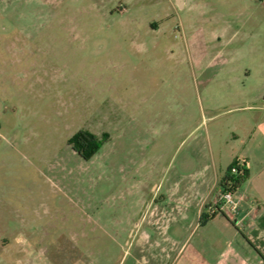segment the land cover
I'll list each match as a JSON object with an SVG mask.
<instances>
[{
    "label": "rangeland",
    "instance_id": "1",
    "mask_svg": "<svg viewBox=\"0 0 264 264\" xmlns=\"http://www.w3.org/2000/svg\"><path fill=\"white\" fill-rule=\"evenodd\" d=\"M253 99L264 0H0V250L128 264L147 228L130 206L177 185L198 199Z\"/></svg>",
    "mask_w": 264,
    "mask_h": 264
},
{
    "label": "crops",
    "instance_id": "2",
    "mask_svg": "<svg viewBox=\"0 0 264 264\" xmlns=\"http://www.w3.org/2000/svg\"><path fill=\"white\" fill-rule=\"evenodd\" d=\"M252 102L244 109L248 116L239 122L237 146L225 169L211 172L200 186L199 200L198 189L188 192L177 185L159 202L147 199L130 206L129 214L135 209L147 228L139 238L145 243L128 264H264V105ZM234 160L246 162L248 179L233 194L234 211H217L219 181ZM23 240H35L34 233L15 238ZM6 251L0 250L3 264L2 257L9 255L15 264H30L31 252L22 256Z\"/></svg>",
    "mask_w": 264,
    "mask_h": 264
},
{
    "label": "trees",
    "instance_id": "3",
    "mask_svg": "<svg viewBox=\"0 0 264 264\" xmlns=\"http://www.w3.org/2000/svg\"><path fill=\"white\" fill-rule=\"evenodd\" d=\"M70 143L76 149V152L82 156L85 160L91 158L98 150L97 137L87 131L77 132L71 139ZM234 169V172L232 171ZM248 168L246 162L242 160H234L229 165L225 173L222 175L219 181V190L220 193L230 192L232 194L244 184L248 179ZM218 211V209H217ZM216 214L214 212L212 217ZM203 219H208L204 217ZM202 219V222H203Z\"/></svg>",
    "mask_w": 264,
    "mask_h": 264
},
{
    "label": "built area",
    "instance_id": "4",
    "mask_svg": "<svg viewBox=\"0 0 264 264\" xmlns=\"http://www.w3.org/2000/svg\"><path fill=\"white\" fill-rule=\"evenodd\" d=\"M234 172V169H232ZM217 205L220 211L229 209L230 211H234L236 206V201L233 199V194L230 192L220 193L217 199Z\"/></svg>",
    "mask_w": 264,
    "mask_h": 264
}]
</instances>
